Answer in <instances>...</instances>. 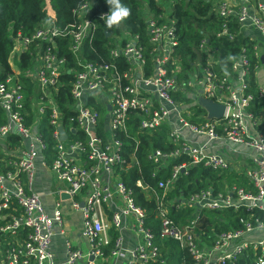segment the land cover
Segmentation results:
<instances>
[{
  "label": "built area",
  "instance_id": "obj_1",
  "mask_svg": "<svg viewBox=\"0 0 264 264\" xmlns=\"http://www.w3.org/2000/svg\"><path fill=\"white\" fill-rule=\"evenodd\" d=\"M214 5L221 19L215 36L231 38L232 23L237 34L251 44L248 55L241 48L229 57L228 64L201 37L195 45V60L188 69L180 70L175 21L166 14L154 17L145 11L144 44L137 36L120 33L106 48L108 60H87L81 47L85 41L89 43L97 22L108 15L88 12L87 0L72 10L73 21L63 27L55 25L53 13L48 11L49 19L30 34L14 35L10 56L28 45L34 47L28 68L19 71L9 59L10 71L0 80V150L13 156L0 170V264H75L82 251L71 242L63 241L59 262L50 249L55 229L65 236L63 216L70 212L80 217L78 233L88 244L86 264H111L110 258L120 251L127 264L164 263L158 259L153 235L144 226V213L134 203L132 189L115 172L124 163L119 135H128L129 120L134 121L131 126L137 133L165 127L172 147L145 152V158L154 164L152 174L183 158L156 182L160 193L141 179L134 180L135 187L153 198L158 238L184 248L192 264H231L246 249L258 251L253 264H264V217L254 213V209L264 211V0H215ZM56 38L66 39L74 69L67 68ZM250 59L254 93L246 91L244 82ZM63 72L70 74L69 80L61 79ZM64 84L70 99L65 105L67 115L57 103L59 86ZM94 102L103 108L101 114L92 106ZM206 102L222 105L221 114L209 116ZM26 105L33 112L29 123L25 121L29 115ZM43 116L52 141L53 157L47 164L39 131ZM7 134L17 136L18 146L11 149L2 144ZM133 142L125 168L136 166L137 141ZM38 159L55 180L66 184L64 198L55 201L50 210L33 186ZM192 165L228 170L247 184L222 180L217 190L206 186L179 199L174 208L189 207L194 214L180 223L168 216V205L174 201L168 203L165 192ZM227 207L247 213L238 217V227L216 233L212 240L206 239L210 233L198 232L197 222L203 217L195 216L197 212ZM122 230L133 238L131 247L123 250ZM110 240L111 247L103 254L101 249Z\"/></svg>",
  "mask_w": 264,
  "mask_h": 264
},
{
  "label": "trees",
  "instance_id": "obj_2",
  "mask_svg": "<svg viewBox=\"0 0 264 264\" xmlns=\"http://www.w3.org/2000/svg\"><path fill=\"white\" fill-rule=\"evenodd\" d=\"M84 0H0V80L10 71V62L16 69L23 70L28 68L32 63L33 47L30 46L19 53H14L10 56L12 47V38L15 34L28 35L34 31L41 23L46 22L49 17L48 11L53 13V21L57 26H65L73 21L72 10L77 8ZM89 4L88 12H106L108 15L111 11V6L106 3V0H87ZM120 3L131 9V15L123 20L119 25H113L108 28L105 17L103 20L97 22L92 38L89 43L85 41L81 47V55L87 60L106 61L107 51L106 48L111 43L113 36L122 33L127 35L137 36L140 43H145V31L142 19V13L145 11L147 14L156 16L158 14H166L175 21L176 33L178 39V64L180 70L182 68L188 69L196 58L195 45L201 37H206L212 46H215L219 55L222 57L223 63H229V57L235 56L237 51L241 48L247 50L251 45L245 36L237 34V28L234 24H229V32L232 33L231 38L226 36H215L216 30L219 28L220 18L217 17L215 12V0H120ZM107 15V16H108ZM108 35H106V33ZM123 39V38H122ZM57 43L61 44L59 47L60 52L64 55L66 66L68 69H74L73 56L67 48V42L64 38L60 40L56 38ZM61 42V43H60ZM108 43V44H107ZM43 48V44L41 45ZM146 48H144V53ZM115 59H112L114 61ZM253 59H250V64L244 76L246 83V91L254 93L255 82L253 78ZM70 74L63 72L61 79L67 81L70 79ZM184 78V74L181 76ZM24 80L23 78H21ZM68 85L59 86L57 93V103L64 115L69 114L66 108V103H70L67 96ZM90 101V100H89ZM88 101V102H89ZM92 106L101 114L103 108L97 103ZM27 113L26 123L30 121V115H33L28 105L25 106ZM3 117L0 115V122ZM133 120L127 122V136L119 135V139L123 143V157L124 163L122 169L116 168L115 172L118 173L119 179L132 189V198L134 203L138 205L144 213L143 223L153 235V241L158 251V259L164 261L163 264H192V260L184 248H181L171 240H160L158 238L159 221L155 217V205L153 198H147L137 187L134 186V180L139 178L148 186L153 187L157 193L161 190L157 189L155 184L158 180H163L167 176L169 166L176 164L183 158L178 157L169 162L165 168H157L152 174L154 164L145 158V152L149 148H158L162 151L169 150L172 145L166 140L165 127L159 126L152 130H142L136 132ZM39 131L42 134L43 141L45 142V149L42 151V158L45 164L52 159L51 145L52 141L49 136V127L47 125L46 116L40 120ZM134 140L137 141L134 150V157L136 159V166L125 168L127 157L130 153L133 154L132 149ZM2 144L13 149L18 146L17 136L14 134H7L3 137ZM13 156L8 153L0 151V170L6 167V162ZM186 173H180L176 180L173 182V187L165 192L166 199L174 201L168 205V216L173 218L174 221L184 223L190 218L194 217L191 208L182 207L179 209L174 208L175 202L184 198L188 194L197 191L200 188L211 186L217 190L222 180L232 181L235 180L240 185H246V180L237 176L233 177L230 171L217 172L205 168L201 165L189 166ZM254 213L259 218L264 217V211L254 209ZM203 217L210 222L208 232V240H212L216 233L225 231L231 228L238 227V217L246 216L247 213L241 208L232 210L227 207L222 210L213 211H199L195 214ZM211 230V231H209ZM110 237L115 235V232H110ZM112 240L107 246L102 247L103 254H107L111 247ZM258 251L246 249L236 254L231 264H253L255 255ZM146 264H159L158 260L148 261ZM228 264V263H223Z\"/></svg>",
  "mask_w": 264,
  "mask_h": 264
},
{
  "label": "crops",
  "instance_id": "obj_3",
  "mask_svg": "<svg viewBox=\"0 0 264 264\" xmlns=\"http://www.w3.org/2000/svg\"><path fill=\"white\" fill-rule=\"evenodd\" d=\"M1 151V150H0ZM34 190L39 194L44 206L47 210H50L53 203L57 200L63 199L64 194L62 190L65 189L66 184L55 180L49 170L40 164V160H37L35 178H34ZM62 195V196H61ZM65 202H62V205ZM64 220V235L59 234L55 229L54 234L50 240V249L54 254L55 261L59 262L61 259V253L63 249V241L67 240L73 245L80 248L82 256L75 261V264H86L88 244L85 239L79 236L80 217L77 212L66 213L63 216ZM122 245L121 249L131 247L133 238L127 230L121 231ZM111 264H127L125 254L120 251V254L110 258Z\"/></svg>",
  "mask_w": 264,
  "mask_h": 264
},
{
  "label": "clouds",
  "instance_id": "obj_4",
  "mask_svg": "<svg viewBox=\"0 0 264 264\" xmlns=\"http://www.w3.org/2000/svg\"><path fill=\"white\" fill-rule=\"evenodd\" d=\"M106 3L111 6L110 14L106 19L108 28H112L113 25H119L131 15V9L122 5L120 0H106Z\"/></svg>",
  "mask_w": 264,
  "mask_h": 264
},
{
  "label": "water",
  "instance_id": "obj_5",
  "mask_svg": "<svg viewBox=\"0 0 264 264\" xmlns=\"http://www.w3.org/2000/svg\"><path fill=\"white\" fill-rule=\"evenodd\" d=\"M105 33H106V35H108L107 32H105ZM260 60H262V58H260ZM204 106H205L209 116L218 117L221 114L222 105H220V104H214V103H211V102H206ZM58 130H59L60 137L63 138L64 137V133L61 131L60 128Z\"/></svg>",
  "mask_w": 264,
  "mask_h": 264
},
{
  "label": "rangeland",
  "instance_id": "obj_6",
  "mask_svg": "<svg viewBox=\"0 0 264 264\" xmlns=\"http://www.w3.org/2000/svg\"><path fill=\"white\" fill-rule=\"evenodd\" d=\"M263 69H264V66H263ZM188 77H191L190 71L188 72ZM209 227H210V222H208L206 219L201 218V219L198 220V222H197V230H198V232H202L204 234H208L209 233L208 232V228ZM209 231H211V230H209Z\"/></svg>",
  "mask_w": 264,
  "mask_h": 264
}]
</instances>
